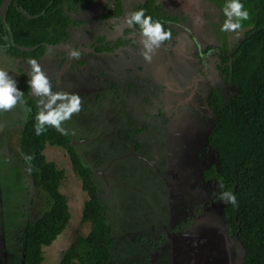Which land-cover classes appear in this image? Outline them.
<instances>
[{"label": "rangeland", "instance_id": "rangeland-1", "mask_svg": "<svg viewBox=\"0 0 264 264\" xmlns=\"http://www.w3.org/2000/svg\"><path fill=\"white\" fill-rule=\"evenodd\" d=\"M175 2H182L181 9H176L175 12L178 11L183 16L179 25L185 28V32L176 37H181L184 45H161L151 54L150 61L144 59V49L140 47L136 54L128 51L120 57L112 58L109 63L112 64V71H107L105 75L97 73L98 81L106 91L99 87V83L96 85V71L100 69V65L94 72L92 62L86 67L66 68L72 58L68 57L69 63L67 61L65 66L62 65L60 58L62 55L67 57L68 52L61 46H49L44 55L35 60L48 75L52 86H56V91L81 96V111L65 121L62 127L82 139L79 141L73 138L71 141L78 149L86 151L94 143L93 151L90 148L91 154L87 159L95 174L105 175L106 165L97 163L96 166L95 159L97 158V162L100 158L106 159L103 153L106 154L110 147L112 149L113 155H108V164L113 175L108 178L114 184L110 185L108 193L103 194V199L110 207L108 222L113 225L114 235L118 237V243L113 249L116 264H131L134 261L128 250L130 245L134 246L133 249L135 245H139L140 241L135 240L134 233L140 230L139 226L144 221H147L144 223V232L155 230L153 225L150 226L154 221H158L164 231L174 230L167 234L173 238L166 240L171 241L172 264H237L241 253L239 244L225 235L222 220L214 215L221 210V204L212 199L216 193L215 185L211 181L200 183L198 180L201 179V170L208 166L209 161L214 160L213 152L203 149L205 135L211 124V114L204 106L203 98L209 87L219 84L220 81L214 70V48L222 44L223 37H227L231 43L236 42L242 31L220 30L225 19L222 9L226 1ZM88 19L90 22V18ZM86 27L92 26L88 23L84 27L88 30ZM79 28L75 29L76 32L80 31ZM91 39V35L88 38L82 37L80 45L86 47ZM74 41L68 42V46H73ZM206 46L213 49L204 53ZM124 55H127L126 62ZM82 58L84 60L88 57L83 56L80 60ZM31 59L33 58L23 61L26 72L30 70L28 61ZM18 62L17 58L5 54V47H0V69L7 71L15 81L18 76ZM125 65L129 68L132 66V75L124 71ZM88 68L92 70L93 76L89 72L91 80L87 78ZM104 81H110L107 85L118 86L111 91ZM129 81L133 86L140 84L132 89L127 88L126 83ZM83 82L85 84H80ZM84 85L96 88L89 92L84 90ZM92 92L100 93L101 98H95ZM31 96L37 103L38 98L32 94ZM26 109L24 103H19L11 111L0 112V264L20 263L21 230L15 225L28 215L30 218L36 217L41 203V198L35 197L34 205L29 206V212L21 217L20 209L12 208L11 202L13 197H20L19 201L29 205L27 193L20 189L27 186V183L30 184L31 179L17 154L18 137ZM118 127L120 129H116ZM97 141L99 145L96 146ZM118 145H123V148ZM43 152L48 161H53L57 168L64 170L65 178L60 184V191L66 196L71 213L67 227L49 246L42 248V264H56L63 251L71 245L76 231L86 235L89 230V225L81 222L87 195L82 190L80 179L72 170L69 156L63 148L49 144ZM175 169L180 172L177 179L173 175ZM6 182L14 187L6 191ZM169 185L175 188L184 186V195H174L173 186L170 188ZM40 196L42 197L41 194ZM188 208L196 212V219L208 229L206 231L204 227L199 237L200 232L196 233V227L189 232L187 228L180 234L179 225L175 228L173 224L174 217L180 216L179 221L183 220L181 223L189 227L194 216L189 217L191 212H188ZM204 212L208 214L207 220L202 217ZM145 214L151 215L144 216ZM141 220L142 223L139 222ZM207 235L209 238L206 239ZM123 236H130V243L123 244ZM188 236L191 243L201 241L200 247L193 246L192 250L187 244ZM131 254H135V251H131ZM168 257L170 255L166 253L163 259Z\"/></svg>", "mask_w": 264, "mask_h": 264}, {"label": "trees", "instance_id": "trees-1", "mask_svg": "<svg viewBox=\"0 0 264 264\" xmlns=\"http://www.w3.org/2000/svg\"><path fill=\"white\" fill-rule=\"evenodd\" d=\"M91 2L92 0H0V47H5V54L19 61L16 83L18 89L24 92L22 99L27 107L18 137L17 154L31 179L30 184L27 183V186L20 189L27 193L29 205L19 201L20 197H13L12 208H19L21 217H24L29 212V206L34 205L35 197L41 198L37 216L30 218L28 215L15 225L21 230L19 264H42L44 261L42 248L49 246L56 239L67 227L71 217L66 196L60 191V184L65 178L64 170L46 159L43 150L47 143L66 151L72 170L80 179L82 190L87 195L81 222L89 225V230L86 235L76 231L71 245L63 251L56 264L117 262L113 249L118 243V237L114 235L113 225L108 222L110 207L103 199V194L108 193L110 185L114 184L108 178L113 175L108 164L110 161L108 155H113L112 149L110 147L106 154L103 153L106 159L100 158L98 162L97 158L95 159L96 166L104 164L107 168L105 175L100 176L94 173L87 159L91 150L93 151L94 143L86 151L78 149L71 142L73 138L79 140L78 137L66 129L60 132L47 127L42 135H36L34 126L38 104L31 96V89L26 83L27 72L22 65L23 61L43 56L49 46L69 42L71 27L75 28L82 22L73 20L70 12L88 9ZM118 3L119 0H115V11L109 10L107 3L103 8L108 10L107 13L98 17H115L119 20L121 9ZM241 3L250 15L248 20L242 21L240 37L232 43L227 37H223L222 44L214 48L213 56L216 57L214 70L220 81L219 84H212L203 98L204 106L211 114V124L205 135L203 149L212 151L214 160L209 161L208 166L201 170V179L198 182L213 180L216 193L212 199L221 204L218 215L221 217L223 229L231 239L238 242L241 250L237 264H264V0H241ZM140 8H143L146 15H150L154 21L163 24L166 31L174 33L167 21L176 20L175 16L167 18L160 12L158 5H154L153 0L132 11ZM136 34H140L138 26L125 25L118 37L105 40L104 35H97L92 44H96L95 50L98 53L112 52L125 46L133 49L138 47L135 43ZM212 49L213 47L206 46L204 53ZM132 85L126 83L127 88ZM117 86L118 84L112 85L110 90L113 91ZM52 88L56 91L55 85ZM115 92L117 93V90ZM98 143L99 141L95 145H99ZM118 147L122 149L123 145ZM25 155L32 157L30 163L25 161ZM5 185H8L6 189L4 188L6 191L14 187L7 182ZM184 189V186L174 187L172 192ZM222 191L232 192L237 203L232 205L221 201L219 194ZM174 195L181 196L176 193ZM148 215L151 214L144 216ZM207 215L204 212L202 217L207 220ZM179 217L176 216L173 224L175 228L179 225L180 234L187 228L189 232L193 230L192 227H196V233L200 232L198 237L202 235L205 226L199 219L196 217L191 219L190 228L181 223L183 220L179 221ZM181 218L184 219L183 216ZM167 221L170 222V219ZM139 222L142 223V220ZM146 222L144 221L139 226L140 230L134 233L135 240L140 241L139 245H135L134 249V246H129L128 254L134 257L131 264H150L151 257L156 251L157 258L154 264H172L173 249L171 241L166 240L173 238L167 234L174 230L164 231L160 228L159 222L154 221L150 226L153 225L155 230L144 232ZM205 229L208 230L206 227ZM128 238L131 239L130 236H123L121 242L125 245L130 243ZM186 238H189V243H186L192 250L193 246L200 247L201 241L191 243L190 237ZM130 250H134L135 254H131ZM166 253H169L170 257L163 259ZM187 256L189 259V253Z\"/></svg>", "mask_w": 264, "mask_h": 264}, {"label": "clouds", "instance_id": "clouds-1", "mask_svg": "<svg viewBox=\"0 0 264 264\" xmlns=\"http://www.w3.org/2000/svg\"><path fill=\"white\" fill-rule=\"evenodd\" d=\"M222 11L225 17L220 29L222 32H237L242 28V21L248 20L250 15L241 0H227ZM124 23L129 27L138 26L142 37L140 43L144 49L142 55L146 61H150L151 54L163 42L170 40L172 36L170 31L165 30L163 24L154 21L150 15H146L143 8L129 12L124 19ZM80 55L81 53L75 49L68 52V56L73 60L79 59ZM28 64L30 70L27 72L28 79L26 83L31 89V94L38 98V111L35 115L36 123L34 126L35 134L42 135L47 127L63 132L62 125L64 122L81 111V96L66 91H53L52 83L38 61L31 59ZM23 95L24 92L18 89L12 76L7 71L0 69V112L11 111L19 103H23ZM47 145L49 144L47 143ZM24 159L30 163L32 157L25 155ZM219 198L221 201L232 205L237 203L236 196L230 191H222Z\"/></svg>", "mask_w": 264, "mask_h": 264}, {"label": "flooded vegetation", "instance_id": "flooded-vegetation-1", "mask_svg": "<svg viewBox=\"0 0 264 264\" xmlns=\"http://www.w3.org/2000/svg\"><path fill=\"white\" fill-rule=\"evenodd\" d=\"M147 1H151V0H119L118 4L120 5V9H121L120 10L121 15L119 16V20H117L115 17H109V18L98 17L104 13H107L108 10L103 9L107 3H108L107 7L109 8V10L115 11V9H116L115 0L114 1L113 0H92L88 9H79L78 12L71 11L70 15H71L73 20L82 21L79 26H77L75 28L71 27V29H70L71 30V37H70L71 40L69 42H73L74 39H76L74 41V45L71 46L72 47L71 48L68 46L69 45L68 42L67 43L65 42V43H62L61 45H57L54 47L61 46V48L63 50H67V52H69L72 49H75L76 51L81 53L80 58L83 56L84 57L86 56L88 58L84 59V60H83V58L81 60L79 58L75 61L72 59L71 63L67 64L66 68L75 69L78 66L86 67L88 65V63L92 62V65L94 67V70H93V72H94V71H96V68H98V65H100V69L98 68L99 70L96 71V85H97V83H99L97 73L98 74L101 73L102 75H105L107 71H109V72L112 71V64H109L110 61L112 60V58L120 57V56H122V54H124L125 52H128V51L136 54L139 52L138 51L139 47H140V49H143V45L140 43V41L142 39L140 34H136L137 36H135V40L137 41L135 43H136V45H138V47H136V48L133 47V49L130 46H125V47L117 48L116 50H114L112 52H108V53L99 52L98 53L95 50L96 44L93 45L92 43H94L97 35L98 36L104 35L106 37L105 40H111V39H114V38L118 37L119 35H121V31L123 30V28L126 25L124 23V19H125L126 15L129 12H131L133 9H135L136 7H138L140 5H144ZM175 1H178V0H153L154 5H158L160 12L163 15H165L167 18L171 17V16L176 17V20H168L167 21L168 25H170V27L174 33L172 34L170 40H168L166 43H162L161 45H166V44L173 45V46L178 45V44H181L182 46L184 45L182 40H181V37L179 39H177V37H176L178 34L181 35V32H185V28H183L181 25H179L180 22L183 21V16L179 15L178 11L175 12L176 9L177 10L179 8L181 9V7H182L181 3L182 2L177 3ZM76 6L78 7V5H76ZM91 14H93V15H91ZM88 18H90V22H89ZM88 23L91 24L92 27L91 28L86 27L88 30H85L84 27L87 26ZM80 26H82V27L79 28ZM76 28H79L80 31L76 32V30H75ZM91 29H93V31H90ZM90 35H91L92 39H91L89 45H87L86 47L81 46L80 42H79L80 39L82 37L88 38V36H90ZM135 51H137V52H135ZM119 54H121V55H119ZM63 57H64V55L61 56L60 60H62L61 61L62 65L65 66V63H67L69 56H67L65 58H63ZM135 57L137 58V56H135ZM124 58H125V62H126L127 61V55L126 56L124 55ZM69 61H68V63H69ZM133 61L134 60L132 59L131 63H133ZM102 69H104V70H102ZM88 70L89 71L86 73L88 75L87 78L88 79L90 78V80H91V77L89 76V72H90L91 76H93L92 70L90 68H88ZM124 71L128 72L129 74L132 75V66L129 68L125 65ZM79 77L81 78V76H79ZM88 79H86V80H88ZM130 81L133 82L132 80H130ZM130 81H129V83H130ZM107 82H110V81H107ZM107 82L104 81V83H106L105 86H107V88L109 89V88H111L112 85H107ZM80 84H85V82L80 83ZM139 84L140 83H137L136 86L132 85L129 88H131V89L135 88ZM74 86H77V85L74 84ZM99 87L102 88V90L104 89L106 91L105 87H103L102 84H100ZM84 88H85L84 90L91 92V91H94L93 89H95L96 86H94V87L90 86L89 87L88 85H84ZM92 93L95 96V98H97L96 97L97 95L100 96L98 98H101V96H102L100 93L98 94V92H96V93L92 92ZM145 93L147 94L148 91ZM155 96L160 97V95H155ZM161 98H162V96H161ZM116 129H120V128L118 127ZM115 131H117V130H115ZM117 132H120V131H117ZM116 136H117V133H116ZM81 140L82 139H79V141H81ZM212 181L213 180H211V182ZM173 190H174V187L172 188V191ZM188 212H191V213H189V217L191 215L195 217V213H196L195 211L192 212L188 208ZM214 215L219 217L218 213H214ZM174 218H176V217H174ZM212 218H214V217L212 216ZM219 220H221L220 217H219ZM189 227L191 228V226H189ZM225 235H227V234L225 233ZM156 252H154V254L152 255L151 260H150V264H154V262L156 261V258H157ZM155 254H156V257L154 258Z\"/></svg>", "mask_w": 264, "mask_h": 264}, {"label": "water", "instance_id": "water-1", "mask_svg": "<svg viewBox=\"0 0 264 264\" xmlns=\"http://www.w3.org/2000/svg\"><path fill=\"white\" fill-rule=\"evenodd\" d=\"M184 174L186 175L187 173H184ZM173 175H174V178L177 179L178 177H180V172H179L177 169H175L174 172H173ZM185 189H186V188H185ZM185 189H184L183 191H177V190H175V191L173 192V194L176 193V194L184 195ZM182 200H183V199H182ZM182 200H179V201L182 202ZM183 201H184V200H183ZM186 201H188V200H186ZM183 203H185V201H184ZM155 257H156V254L154 255V258H155Z\"/></svg>", "mask_w": 264, "mask_h": 264}, {"label": "crops", "instance_id": "crops-1", "mask_svg": "<svg viewBox=\"0 0 264 264\" xmlns=\"http://www.w3.org/2000/svg\"><path fill=\"white\" fill-rule=\"evenodd\" d=\"M171 173H172V170H171ZM173 185H174V184H173ZM173 185H169V187L171 188ZM173 187H174V186H173ZM173 187H172V188H173Z\"/></svg>", "mask_w": 264, "mask_h": 264}]
</instances>
